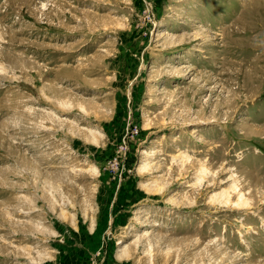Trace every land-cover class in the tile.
<instances>
[{"label": "rangeland", "instance_id": "rangeland-1", "mask_svg": "<svg viewBox=\"0 0 264 264\" xmlns=\"http://www.w3.org/2000/svg\"><path fill=\"white\" fill-rule=\"evenodd\" d=\"M0 264H264V0H0Z\"/></svg>", "mask_w": 264, "mask_h": 264}]
</instances>
